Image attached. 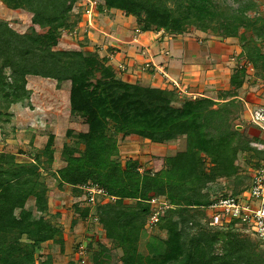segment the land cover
I'll list each match as a JSON object with an SVG mask.
<instances>
[{"label": "trees", "instance_id": "16d2710c", "mask_svg": "<svg viewBox=\"0 0 264 264\" xmlns=\"http://www.w3.org/2000/svg\"><path fill=\"white\" fill-rule=\"evenodd\" d=\"M78 1L2 0L7 8L28 14L29 23L19 32L0 19V125L11 121L12 104L30 97L27 76L37 75L69 86L70 115L86 129L66 130L72 141L62 144L64 164L57 169L53 133L27 161L0 151V264H51L50 256L37 261L36 251L49 239L62 246L61 230L47 213L48 173L59 188L79 189L92 182L115 197L96 203L93 214L107 243L92 251L91 264H264V253L254 255L248 240L233 236L222 252H216L212 243L218 233H190L202 225L203 206L213 199L208 184L231 178L234 185L228 194L239 193L245 186L239 154L260 151L233 120L238 107H245L237 91L247 77L246 65H251L255 78L264 80L259 43L264 39V0H96L98 11L122 10L143 31L162 29L178 35L194 28L238 39L240 51L230 88L221 93L224 100L195 96L180 104H175L173 90L121 79L108 59L95 51L56 47L81 20V10L74 11ZM131 134L154 143L184 136L185 147L164 156L159 169L140 170L137 159L119 158L120 140ZM153 195L169 203L167 215L164 210L158 222L165 237H152L143 247ZM88 209L80 217L90 214ZM156 242L160 247H153Z\"/></svg>", "mask_w": 264, "mask_h": 264}, {"label": "rangeland", "instance_id": "374dc122", "mask_svg": "<svg viewBox=\"0 0 264 264\" xmlns=\"http://www.w3.org/2000/svg\"><path fill=\"white\" fill-rule=\"evenodd\" d=\"M231 2V0H228ZM79 2V1H78ZM76 2L75 13L81 10V7ZM261 6L259 7V11ZM82 12V10H81ZM0 19H4L10 23V25L17 31L23 32L28 23V14L11 10L7 8L2 0H0ZM198 29L191 28L187 32L195 33ZM206 33L219 36L216 32L207 31ZM76 34V33H75ZM75 34H70L74 37ZM78 35V33L76 34ZM64 34L62 35V37ZM71 41V40H70ZM262 50L264 51V39L259 41ZM66 46V44H65ZM64 47V46H56ZM77 47V45H71V48ZM119 64V63H118ZM117 64V65H118ZM116 65V66H117ZM125 71V70H124ZM28 87L31 90V97L24 99L21 102H17L18 109L14 110L12 113V119L10 122L0 125V150H12L17 153H21L18 157L21 159H28L31 152L37 149V145H43L47 139L48 133L54 131L56 137L54 140V147L56 149V165L62 164L59 153L64 142H71L72 138L66 137L65 132L68 128L73 131H82L86 129V125L82 123L77 118H72L69 109V96L68 104L66 101L67 94V84L63 83L61 88L54 86L53 80H49L44 77L37 75L28 76ZM241 97L243 99L253 100V97L264 99V80L257 79L254 76H250L245 79L244 85L239 89ZM243 101V100H242ZM244 103V101H243ZM16 104V103H14ZM245 106V105H244ZM13 107V106H12ZM39 107V115L42 118L37 117V121L32 125V117L34 116V109ZM239 109V115L233 120L234 124H240V129L248 133L250 137L254 140L264 143V132L258 131V129L250 124L245 118V107ZM53 115L58 117H54ZM36 116V115H35ZM41 119V120H40ZM42 122L40 123L39 122ZM45 121V122H44ZM6 134L7 140H3V134ZM131 137H134L131 139ZM185 147V137L179 136L177 139L169 140L163 143H154L149 140L137 136H126L120 140V155L121 161H125L127 158L137 159L139 165L142 169L157 170L162 165L163 157L175 153L178 150H182ZM241 178V186L249 183L251 179V173L256 164L264 162V150H260L257 154L254 151H245L239 154L238 158ZM45 181L49 185L48 194V216L50 221L55 225L60 223L62 227H58L60 230L66 228L68 230L74 229L72 227L71 220L73 216L80 219V228L86 227L88 231H95V227L100 225L93 217L95 212L96 202L90 203L85 198V192L83 189H76L72 187L59 188L57 186V180L51 176L49 173L45 175ZM234 182L231 178L219 177L216 181L209 183L206 190L211 198L218 196L219 194L228 193L232 190ZM79 195V196H78ZM164 197V196H163ZM27 207H33L32 199L28 201ZM88 213L91 214L86 221H82L80 213L86 208ZM163 212V211H162ZM163 215H167V211L163 212ZM93 216V217H92ZM90 219V220H89ZM202 225L200 227H194L190 230L191 235L196 233L199 229L205 230L209 235L217 234V239L212 243V248L214 251L222 252L226 247L227 242L235 236L241 240H248L253 248L254 255H261L264 253V244L252 233L233 229L229 231L226 227H208L204 224L203 219H201ZM73 223V222H72ZM98 223V224H97ZM148 232L145 234L143 247L145 242L152 237H157L163 239L165 237V230L159 227L158 224L152 229H147ZM93 233V232H92ZM95 233V232H94ZM92 237V242L90 240ZM99 239V238H98ZM96 239L94 236L85 234L83 238L77 237L73 242V248L75 253L76 264H84L86 261V256L88 253V248L96 246ZM100 242V240H99ZM90 244V245H89ZM60 245V244H59ZM161 245L160 243H155L153 247ZM61 246V245H60ZM160 247V246H159ZM147 248V246H146ZM83 250L80 254L79 251ZM40 248L36 251V260L40 261L39 256L44 254L39 253Z\"/></svg>", "mask_w": 264, "mask_h": 264}, {"label": "crops", "instance_id": "0c3cea01", "mask_svg": "<svg viewBox=\"0 0 264 264\" xmlns=\"http://www.w3.org/2000/svg\"><path fill=\"white\" fill-rule=\"evenodd\" d=\"M83 3L84 0H79L78 2L81 10L84 8ZM76 27V34L78 33V35L74 33L75 35L72 37L70 33L64 34L57 46L62 45L64 46L63 48H71V45H77V47H81L83 50L95 51L99 56L106 59L112 53V57L108 59V63L113 69L116 68L118 63L125 65V71L118 74L121 79L128 82H138L143 85L173 90L176 93L175 104H180L186 97L195 96H208L218 101H223L224 98L221 93L230 88V75L237 64L236 56L240 51V43L235 37L219 38V36L200 30L195 31V33L185 32L178 35L165 33L162 29L140 30L132 15H127L122 10L114 8L98 11L96 7L92 25L87 26L84 17H82ZM146 63H149L147 67H145ZM28 76L32 77L34 75ZM47 79L53 80L54 86L57 85L55 79ZM171 80L179 84L182 90L181 93H177ZM61 85H58V89L61 88ZM66 86V101L68 104L69 86ZM239 89L237 97L244 102L252 106L264 103V99L259 97H253V100L250 101L243 99ZM38 108L36 107L33 110L35 114L32 117V125L37 121V117L42 118V115H39ZM17 109V103L12 104L10 107L12 113L14 110L17 111ZM53 116L55 118L58 117V115ZM50 133L54 134L55 140L56 133L54 131ZM3 136V140H7L6 134H3ZM129 136L137 135L131 134ZM133 138L131 137V139ZM43 145H37V147L41 148ZM0 151L14 153L19 161L29 160V158L27 160L19 158L18 156L21 153L12 150L1 149ZM56 162L55 149L53 169H57L64 164L61 160L62 164L57 166ZM65 187L71 186L65 185ZM89 216L90 214L82 217V221H86L83 218L87 219ZM72 218L70 224L74 229L68 230L64 227L61 230L62 246L52 239L42 242L39 253L44 255L39 256L41 257V261L50 256L51 264H76L77 262L74 261L76 257L73 251V242L75 238H83L87 234L94 236L96 239V246L88 248L86 261L84 262V264H91L90 257L92 251L97 250L99 244L107 243L101 225H97L95 231H92V233L86 227L80 228L82 223L79 218L76 216ZM55 225L62 227L60 223H56ZM90 240L92 242V237H90Z\"/></svg>", "mask_w": 264, "mask_h": 264}, {"label": "built area", "instance_id": "2783aa9c", "mask_svg": "<svg viewBox=\"0 0 264 264\" xmlns=\"http://www.w3.org/2000/svg\"><path fill=\"white\" fill-rule=\"evenodd\" d=\"M84 8L82 9L81 19L84 17L87 26L92 25L93 15L97 6L96 0H84ZM77 31V27L74 28L70 34H74ZM112 57V53L108 55V59ZM149 63L145 64L147 67ZM125 70V65L119 63L115 71L118 74ZM247 77L253 75V68L250 64L246 65ZM172 85L177 90V93H181L182 90L179 84L171 80ZM245 105V118L246 120L255 126L258 131L264 132V103L255 106L244 102ZM251 145L255 146L259 150H264V143L252 140ZM142 170L141 167H139ZM85 192V198L90 203H104L109 200L115 199L114 196L109 195L101 186L97 183L88 182L80 186ZM151 205V213L147 217L145 228L152 229L159 222L160 214L164 211L169 203L163 196L153 195L149 199ZM205 210V216L203 222L208 227H232L234 229H240L248 231L254 234L264 244V162L255 165L251 179L242 190L237 194L223 193L214 197L209 203L203 206ZM93 218L97 221V218L92 214ZM91 216V214H90ZM80 254L83 250L79 251Z\"/></svg>", "mask_w": 264, "mask_h": 264}]
</instances>
